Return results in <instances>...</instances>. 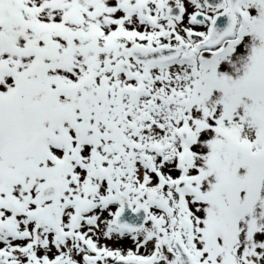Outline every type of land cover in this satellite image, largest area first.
Masks as SVG:
<instances>
[{"label":"snow or ice","instance_id":"snow-or-ice-1","mask_svg":"<svg viewBox=\"0 0 264 264\" xmlns=\"http://www.w3.org/2000/svg\"><path fill=\"white\" fill-rule=\"evenodd\" d=\"M0 264H264V0H0Z\"/></svg>","mask_w":264,"mask_h":264}]
</instances>
